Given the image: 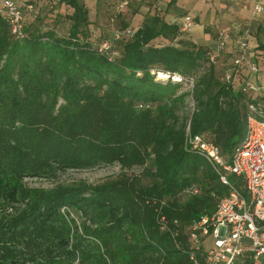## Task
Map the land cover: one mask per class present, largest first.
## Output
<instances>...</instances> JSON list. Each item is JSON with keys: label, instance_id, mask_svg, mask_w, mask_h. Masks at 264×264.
<instances>
[{"label": "trees", "instance_id": "16d2710c", "mask_svg": "<svg viewBox=\"0 0 264 264\" xmlns=\"http://www.w3.org/2000/svg\"><path fill=\"white\" fill-rule=\"evenodd\" d=\"M176 2L170 0L168 8H176ZM60 3L69 9L60 12L64 15L58 29L27 25L25 20L22 35L12 33L0 11V204H24L9 218H0L5 253H12L25 239L24 245L32 240L35 246L37 238L57 228L62 253L75 256L79 245L71 244L61 209L77 212L81 204L106 203L102 195L117 183L107 182L101 189L75 186L36 194L20 179L43 175L52 164L87 167L108 160L106 155L123 161L130 154L126 148L130 144L147 157L140 159L143 174L131 178L134 192L167 198L173 205L171 210L166 208L167 217H179L183 224L212 213L227 189L204 155L188 144V134L203 135L230 160L246 139L249 103L258 98L244 85L236 89L233 82L222 80L209 50L189 42L181 31L182 23L168 22L160 12L136 24L126 22L113 28L98 42L92 39L94 29L85 3ZM130 27L136 29L133 35L116 39V32ZM105 41L116 48L100 52ZM157 72L184 79L163 81ZM189 78L194 79L193 90L184 86ZM158 113L164 117L153 118ZM53 127L56 133L48 131ZM90 152L98 156L91 163L78 157ZM230 178L242 187L235 176ZM193 184L200 186L198 195L187 200L178 197L183 188ZM109 213L111 224L120 230L126 221L136 227L143 225L148 232L130 264H140L138 260L146 251L158 252L165 259L162 264H168L169 258L174 264L187 262L182 250L172 246L170 235L155 223L151 208L142 221L145 225L130 203ZM132 234L134 239L138 236ZM104 244L110 246L106 240Z\"/></svg>", "mask_w": 264, "mask_h": 264}, {"label": "rangeland", "instance_id": "374dc122", "mask_svg": "<svg viewBox=\"0 0 264 264\" xmlns=\"http://www.w3.org/2000/svg\"><path fill=\"white\" fill-rule=\"evenodd\" d=\"M81 1L89 9V17L92 23L91 27L94 29L92 39L96 41H100L101 36L110 33L111 30L114 31L116 28H121L126 22L131 24L138 23L136 15L140 13V0ZM27 4H33V9L32 11L25 12L26 24L41 28L58 29L59 21L64 15L61 13H64L65 9H69L64 4H61L60 0H29ZM112 48H116L114 44L110 51ZM184 86L188 89L187 83ZM234 87L237 89L239 84L235 83ZM158 114L159 116L153 118L159 117V119H162L164 117V113ZM51 126H53L52 123ZM48 131L56 133L57 128H49ZM131 145L126 147L130 154L123 161L119 158L109 159L110 156L106 155L108 160L103 159V161L87 167L62 168L52 164L47 165L48 168L43 175H30L20 179L24 187L32 190L36 194L52 193L58 189L64 191L75 186L86 189H101L107 182H116L117 186H114L111 192H106L102 195L105 201H107L106 203L96 202V204L94 203L87 207L81 204L82 207L79 210L77 209V212L75 210L67 211L64 207L61 209V212L64 213L62 214L65 220L63 225L70 228V235L68 234V236L72 239L71 244L74 242L75 245H79L75 256L62 253L61 249H63V245L59 243L61 234L58 236V229L54 228L44 238H37L35 240V244L37 243L35 246L32 240L29 241L30 244L28 246L24 245L28 240L25 239L14 246L12 253L10 252L9 254L7 252L5 253L0 240V264H130L134 260V255L137 254V251L143 245V239L149 237L147 235L148 232L145 229L143 230V225L136 227L126 221L122 225V229H118L117 225L111 224L113 221H111L112 218L109 210H113L115 207L119 208L120 204L130 203L136 208L138 212L137 216L142 223L143 220L145 222V217L147 219V212L151 208L153 211L152 217L155 218V223H158L161 216H167L165 212L166 208L171 210V207H173V205L171 206L167 202V198L160 199L155 195L151 196L150 194L144 195L134 192L131 185V178L132 176L143 174L144 164H141L140 159L145 158L146 160L147 157L143 155L144 152L140 148L136 149ZM112 154L114 155L115 153ZM78 157L81 160H85V163H91L98 158L97 154L92 152L90 154H79ZM147 161L149 165L150 161ZM16 207L22 208L24 204L2 202L0 204V218H9V215H13L16 212ZM110 207L113 208L111 209ZM179 219L181 222L184 221L181 218ZM58 222L56 221L57 224L61 223ZM105 229H110L109 233ZM133 231L138 234L135 239L132 234ZM112 234H115L113 240L110 239ZM102 235L104 240L101 239ZM126 236L128 237L126 238ZM169 239L171 240L172 246L176 244L174 238L170 236ZM105 240L110 244L109 247L105 246ZM211 240L212 238L210 237L205 242L206 249L210 248ZM107 255H110V257ZM14 258L16 262H12ZM31 258H36V260L34 261ZM172 260L169 258L168 264H174L175 262ZM138 261L140 264H162L165 259L158 252L146 251ZM256 264H264V257L258 260Z\"/></svg>", "mask_w": 264, "mask_h": 264}, {"label": "built area", "instance_id": "2783aa9c", "mask_svg": "<svg viewBox=\"0 0 264 264\" xmlns=\"http://www.w3.org/2000/svg\"><path fill=\"white\" fill-rule=\"evenodd\" d=\"M253 3L254 13L264 12V0H246ZM127 4V3H126ZM33 8L23 5L19 0H0V11L8 19L12 33L22 35L25 24V12ZM182 32H188L195 21L187 14L182 20ZM135 28L116 32V39L122 35L131 36ZM228 36L221 32L218 36V52L225 48ZM239 55L234 59L233 69L222 78L233 82L240 68L248 64L251 72H258V65L247 60L250 45L248 37H237ZM112 44L105 41L100 52H110ZM217 54L211 55L215 61ZM157 78L163 81L181 82L184 78L178 74L157 72ZM188 89L193 90L194 79H186ZM249 91L257 86L250 80L244 84ZM247 136L244 142L235 149L231 159L222 156L221 149L214 143L205 140L203 135L188 134V144L201 152L216 173L219 182L227 189L226 194L217 202L212 213L202 214L198 218L183 224L179 218L169 219L166 215L159 218L162 232L175 239V246L181 249L187 262L182 264H256L264 257V102L261 100L249 103V114L246 120ZM233 175L240 180L242 187L230 178ZM200 188L189 185L183 188L178 197L182 200L198 195ZM211 240L210 248L205 242Z\"/></svg>", "mask_w": 264, "mask_h": 264}, {"label": "crops", "instance_id": "0c3cea01", "mask_svg": "<svg viewBox=\"0 0 264 264\" xmlns=\"http://www.w3.org/2000/svg\"><path fill=\"white\" fill-rule=\"evenodd\" d=\"M26 5L29 0H19ZM138 22L146 16L160 12L168 22H182L185 15L194 18V25L183 36L193 43L209 50L210 57L217 54L215 61L220 77L233 69L234 59L239 55L237 37H248L250 51L247 60L258 65V72H251L247 63L233 81L241 88L247 80L257 86L249 90L254 97L264 102V12L254 13L253 3L246 0H177L176 8H168L170 0H140ZM182 12V15H180ZM184 13V14H183ZM223 32L228 36L225 48L218 52V36ZM223 78V77H222ZM236 88V87H235Z\"/></svg>", "mask_w": 264, "mask_h": 264}]
</instances>
